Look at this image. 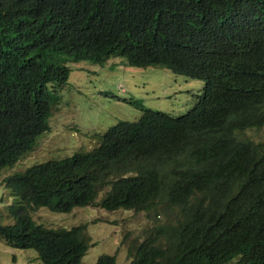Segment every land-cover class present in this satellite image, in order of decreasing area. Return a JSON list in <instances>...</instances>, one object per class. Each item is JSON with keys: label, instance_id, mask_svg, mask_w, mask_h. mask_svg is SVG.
<instances>
[{"label": "trees", "instance_id": "16d2710c", "mask_svg": "<svg viewBox=\"0 0 264 264\" xmlns=\"http://www.w3.org/2000/svg\"><path fill=\"white\" fill-rule=\"evenodd\" d=\"M47 1L74 15L72 37L91 44L75 52L77 63L101 66L116 57L132 68L152 63L203 87L182 117L144 110L137 121L118 122L99 135L88 151L10 172L48 128L55 103L51 86L68 77L61 63L71 48L43 34L27 14L14 21L0 13V184L11 190L8 212L14 219L0 222V241L34 250L42 264H81L87 227L46 228L32 214L40 208L134 209L150 213L153 227L122 246L128 264H264V173L233 174L234 164L241 170L245 158L262 153L240 136L247 130L242 125H264V110L244 95L246 82L239 80L264 87L263 74L246 54L248 38L264 37V0H93L97 7L90 0H79L81 7ZM48 11L40 0L29 13ZM101 14L110 21L103 35L90 27ZM219 14L237 19L243 40L220 30ZM146 39L157 41L149 47L157 56H146ZM114 263L115 256L106 255L96 264Z\"/></svg>", "mask_w": 264, "mask_h": 264}, {"label": "rangeland", "instance_id": "374dc122", "mask_svg": "<svg viewBox=\"0 0 264 264\" xmlns=\"http://www.w3.org/2000/svg\"><path fill=\"white\" fill-rule=\"evenodd\" d=\"M114 59H117L115 62ZM121 58H111L105 64L80 63L72 67L66 84L57 90L51 131L42 134L33 151L25 159L6 170L23 171L33 165L57 161L73 153L88 151L95 144V135H102L120 121L135 122L143 110L180 117L190 111L201 94L203 82L173 74L162 68L137 69L121 66ZM57 87V85H56ZM264 132V129H262ZM13 197L11 190L0 184V222L12 224L8 212ZM169 213V209H164ZM124 210L106 212L91 206L75 208L68 213L51 212L40 208L32 214L37 224L46 228L71 229L85 225L90 247L82 264H95L102 255L115 256V264H128V240L137 235L140 227H153L143 214ZM178 210L174 209L171 217ZM128 234V235H127ZM0 264H42L31 249H16L0 241ZM228 264H235L232 261Z\"/></svg>", "mask_w": 264, "mask_h": 264}, {"label": "clouds", "instance_id": "9594fccd", "mask_svg": "<svg viewBox=\"0 0 264 264\" xmlns=\"http://www.w3.org/2000/svg\"><path fill=\"white\" fill-rule=\"evenodd\" d=\"M38 1H40V0H0V13L7 15L8 17H10L14 21H18L21 17H23L25 14H27L28 15L27 20L34 21L40 27V31L43 32V34H48L50 36L61 39L62 41L64 40L65 46L69 47L68 49L71 48V50L68 51V53H70V55H69L70 58L64 59V61H62V63H61V66L63 68H66L69 72V75H70L72 67L79 66L81 63V60H79L78 63L76 62L78 55L75 56V52L78 50L86 51L91 46V44L88 46H82L81 39L79 37H77V38L72 37L73 34L76 33V31L74 29L75 27L72 23V17L74 15L58 10L49 1L46 0L47 4L49 6V11L47 12V14L49 16L42 14V13H38V12L29 13L30 10L36 5V3ZM62 1L68 3L69 5L81 7L79 0H62ZM99 3H101V0H99ZM90 6L97 7L94 5L93 0H90ZM231 12L236 14L233 11H231ZM52 19H54L56 22V28L54 30L52 28ZM238 24H239V22L237 21V19L228 20L223 15H221V14L218 15V25H219L220 30L223 33H226L228 36L233 37V39H235V40H243V36H241L242 32L237 31V29L235 28L236 25H238ZM109 26H110V21L103 14L92 18L90 21V27L95 28L97 31H98V29L101 30V31H98L100 33V35L105 34L106 31L108 30ZM79 41H80V44H78ZM156 43H157L156 40L146 39L145 44H144V51H145V54L148 58L157 56L154 53H152L149 49L151 44H156ZM165 43L172 44L170 40L165 42ZM248 45L250 47V50L248 53H246L242 48H240L238 46H236V48H238L241 51H244L249 56L248 59L251 62V64L253 63L257 72L260 74H263V76H264V37L252 36V37L248 38ZM118 58H120V57H118ZM83 62L87 63V61H84V60H83ZM148 67L166 69V68H163L161 66L154 65L152 63H144L141 65V67H139L137 69H145ZM69 75H68V77L63 79V81H59V83L53 84V86H51V88L53 90L52 93L54 92V94L56 95L57 90L61 89L60 85L67 83V81L69 79ZM253 80H256V79L253 78ZM239 81L241 83L246 82V88L242 89L244 95L246 97L252 99V100H259L260 105H261L262 109L264 110V87L257 85L255 82L250 83L249 81L241 80V79ZM56 85H57V87H56ZM260 95H262V96L260 97ZM53 108H54V105H52V111H53ZM148 111H151V110H148ZM152 112H157V111H152ZM161 113H163V112H161ZM164 114H167V113H164ZM167 115H169V114H167ZM51 117H50V119H51ZM180 117H182V116H180ZM174 118H177V117H174ZM120 122H125V121H120ZM242 126L246 127L247 130L245 132H243L242 134H240L241 138H243L245 140H250V141H252V143L257 144L258 150H260L262 153L259 157L254 158L253 160L245 158L243 161V169H241V170H237V164H234L233 165V170H234L233 174H244L245 176H248V177L259 178L264 173V132L262 131V129H264V125L261 127H255V126H249V125H242ZM48 131L49 132L51 131V129L49 127V122H48V128H46L44 131H42L36 137L32 146L29 147V149L25 152V154L23 156H21L20 158H17L13 165H15L17 162L28 157L29 154L35 148V145H36L39 137ZM103 134H105V133H103ZM98 136L99 135H95L94 138L96 139ZM98 142H99L98 139H96V142L91 147V149L96 147L98 145ZM59 161L60 160L47 161V162H44L42 164L54 163V162H59ZM42 164H36V165H42ZM13 165H11L9 167H12ZM33 166H35V165H33ZM33 166H31V167H33ZM31 167H29L23 171H19V172H26ZM228 179H229V177L227 179H224L220 183H217L216 190L225 187L227 182H228ZM0 182H1V179H0ZM92 208H94V207H92ZM123 210L128 211V212H123L124 214H126V213L143 214L145 221L150 220L153 223V221L149 218L150 213H147L146 211L134 210V209H123ZM113 212H115V211H113ZM156 212H157V210H156ZM158 215L161 218V213H158ZM143 228H145V227H143ZM85 232H86V230H85ZM140 232H141V230L139 227L137 229V235H139ZM89 242L90 241H88V244H87L88 245L87 250L90 247V245H92V242H91V244H89ZM102 256H106V255H102ZM98 259H97V261H98ZM97 261H96V263H97ZM81 264H82V262H81ZM235 264H236V262H235Z\"/></svg>", "mask_w": 264, "mask_h": 264}]
</instances>
